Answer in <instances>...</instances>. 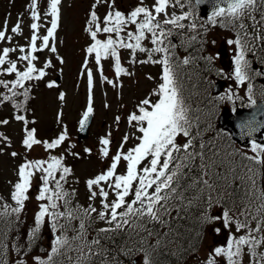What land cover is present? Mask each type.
Masks as SVG:
<instances>
[{"label": "snow or ice", "instance_id": "6c2138e0", "mask_svg": "<svg viewBox=\"0 0 264 264\" xmlns=\"http://www.w3.org/2000/svg\"><path fill=\"white\" fill-rule=\"evenodd\" d=\"M205 4L210 11L197 23V8ZM43 5L41 0L26 5L30 23L23 44L13 43L23 36L22 14L10 29L7 18L0 26V42L9 45L0 48V104L11 103L13 119L23 125L24 149L23 154L9 153L22 159L15 180L8 182L7 198L0 195V264H173L170 257L182 264L186 254L194 257L201 251L205 255L197 264H264V143L251 139L250 155L221 146L224 137L211 135L214 127L193 113L184 95L179 70L194 57L178 55L181 45L187 51L198 44L202 52L211 27L227 29L234 35L226 43L235 53L228 78L234 77L237 86L249 82L252 69L246 56L264 53V0H135L127 10L117 0H93L83 29L90 42L80 68L87 103L79 131L94 111L97 74L102 84L117 89L123 88V77L135 75L122 63V51L128 52L130 65L159 66L160 73L155 87L127 113L131 131L115 150L111 132L99 138L98 158L105 167L84 181L83 203L74 186L79 178L66 163V155L80 158L75 145L67 143V127L55 138L41 140L37 129L29 127L36 121L26 115L30 94L40 83L56 89L61 102L66 99L57 81L48 79L50 70L66 63L58 50L62 0H43ZM199 58L209 64L213 59ZM105 62L114 79L105 74ZM233 97L229 91L216 99ZM247 100L244 106L255 111L237 127L242 136L252 137L264 128V120L257 119L264 116V103L254 99L250 82ZM114 122L118 128L121 116ZM7 124L9 120H0ZM37 145L45 158L29 157ZM6 147H11L10 138L0 134V154ZM61 148L63 152L52 154ZM83 152L91 154L92 149ZM34 188L36 207L21 231ZM225 231V241L202 247L209 232L222 237Z\"/></svg>", "mask_w": 264, "mask_h": 264}, {"label": "rangeland", "instance_id": "374dc122", "mask_svg": "<svg viewBox=\"0 0 264 264\" xmlns=\"http://www.w3.org/2000/svg\"><path fill=\"white\" fill-rule=\"evenodd\" d=\"M92 2L93 0H73L69 5H65L66 2L62 1V21L61 27L58 29V50L59 54L64 58L66 63L62 66L57 64V68L50 70L49 75L53 78L55 73L59 71L60 68L63 69V71L60 72V91L66 93V99L63 106H61L60 103L57 102V92L54 89H48L44 86L38 90V96L35 102L36 116H38L39 120L44 119L45 121H48L41 127V129L39 127L41 132L45 130V126L51 124V121L54 122V120H57V114L61 112L62 120H64L69 126L67 128L69 139L75 140V130L83 112L86 109L87 103L86 79L80 76V68L85 58L83 50L90 42L89 36L83 31V29L85 27L87 13ZM28 3L29 0H11V2H7L5 5H1L0 7V26L3 25L5 18H7L10 29L11 26L16 23L18 15H23V36L16 37L13 43L23 44L25 43L24 37L29 35L27 25L30 23V20L28 19V12L26 11V5ZM117 3L120 5L122 10H127L129 3H135V0H117ZM43 7V0H41V8L43 9ZM104 12L105 8L101 6L99 8V14L103 16ZM233 35L234 34L230 33L227 29L220 28L218 26L211 27L207 33L208 43L205 45L204 49L205 53L213 58L209 64L211 69H208V71L213 72L214 84L221 80L223 82L222 94L227 95L229 92L228 89H231L230 91L234 93L233 100L231 101L237 102L239 100H247V82L243 85L237 86L234 77L232 79L228 78L232 74L229 68H226L225 72L223 71V68L226 65L224 62L225 59L227 60L228 65L230 64L234 68V65L230 63V57L232 56L234 58L235 53L233 47L227 45L226 43V39L231 38ZM213 40H215V44L211 43ZM60 41H62V43H60ZM222 50L226 54L224 58L221 57ZM122 55L125 60H127L128 54L122 51ZM47 56L48 54L45 53L41 56V60L45 59ZM52 59L55 62L54 55L52 56ZM142 59H144L143 55ZM253 61L256 65H258L259 62L262 63L255 57ZM250 64L252 69V61H250ZM91 66L93 67V70H95L94 62ZM127 68L129 71L134 72L135 75L132 77L122 78V89L102 84L99 80V75L97 74L96 76L93 101L94 122L91 128L90 136L83 145L92 149V152H94V158H97L96 163L99 171L101 168L105 167V165L102 164L98 158L99 138L111 132L114 140L112 145V149L114 151L124 133L131 131L125 119L127 113L132 111L138 101L144 98L148 92L155 87L159 78V75H155L158 73V67L155 65L129 64ZM104 69L105 74L110 79H114V74L112 73L108 62L104 63ZM149 75L155 77L156 79H147ZM250 75L251 77H257L256 71L253 69L250 72ZM256 92L261 93L263 92V89L261 87H256ZM236 97H239L240 99H237ZM106 103L110 105V107L105 108L104 105ZM121 104H123L124 107H121ZM226 104L228 103L224 102V106H226ZM118 115L121 116L122 122L117 128L114 120ZM1 164L4 169V173L10 174L9 161L2 158ZM84 167L86 172L92 170L90 162L84 165ZM96 171L97 168L94 171V175L96 174ZM227 234V231H225L222 237H217L214 233L209 232L205 237L202 247L206 249L208 246L216 245L225 241ZM204 255L205 253L203 251L197 253L192 261V264H197V260L203 259Z\"/></svg>", "mask_w": 264, "mask_h": 264}, {"label": "trees", "instance_id": "16d2710c", "mask_svg": "<svg viewBox=\"0 0 264 264\" xmlns=\"http://www.w3.org/2000/svg\"><path fill=\"white\" fill-rule=\"evenodd\" d=\"M196 47L197 45L187 49L186 51V54L194 57L193 63L191 65L183 66L179 70L180 75L183 77L182 83L184 85V95L187 98L188 103L191 105L193 113L196 115H200L202 122H204L205 124L210 122L214 127L215 131L212 132L211 135L216 137L217 139H219L220 136H223L224 141L221 146L229 148L231 142L228 136H226L224 132L219 130L216 124L217 115L215 104L213 102L214 96H212L210 93V79L204 68V65L202 64L203 59L199 58L202 56V52L197 51ZM230 150H233L231 149V146ZM85 177L86 176H83L84 179ZM213 211H215V209ZM22 219L25 221V224L21 226V231H23L27 227V225L31 223V219ZM129 244H131V242H129ZM203 244L204 241L202 245ZM190 256L191 255L186 254L183 258L182 264H186ZM169 259L172 260L174 264L176 258L170 257Z\"/></svg>", "mask_w": 264, "mask_h": 264}, {"label": "water", "instance_id": "95a60500", "mask_svg": "<svg viewBox=\"0 0 264 264\" xmlns=\"http://www.w3.org/2000/svg\"><path fill=\"white\" fill-rule=\"evenodd\" d=\"M201 11L204 13H208L207 11H210V10H201ZM257 103L260 104L264 102H257ZM253 111H255L254 108H250L249 110L239 111L236 114L232 115L228 121L227 120L223 121V119L221 118L220 126L228 130L232 138L241 145L246 143V139H255L256 141H260L259 136L261 133H264V128H262L260 132L255 133L252 137H248V136H242L241 130L237 127V125L240 122H242L244 119L248 118ZM257 119L264 120V116H257ZM90 122H91V117L89 118L88 125L85 128V130L82 132L80 131L79 135L81 139L85 137L86 131L88 129V126L90 125Z\"/></svg>", "mask_w": 264, "mask_h": 264}, {"label": "flooded vegetation", "instance_id": "af4514ba", "mask_svg": "<svg viewBox=\"0 0 264 264\" xmlns=\"http://www.w3.org/2000/svg\"><path fill=\"white\" fill-rule=\"evenodd\" d=\"M251 58V60L254 58L253 55L249 56ZM224 62L226 63V65L224 66L223 70L225 71L226 68H229V70L231 69V67L228 65V62L227 60L225 59ZM253 66V65H252ZM252 69L256 72H261V73H264V64L263 63H260L258 65L254 67H252ZM262 77L264 78V74L262 75H257V83L261 84V86H264V79H262ZM248 149H250V146L248 147Z\"/></svg>", "mask_w": 264, "mask_h": 264}]
</instances>
